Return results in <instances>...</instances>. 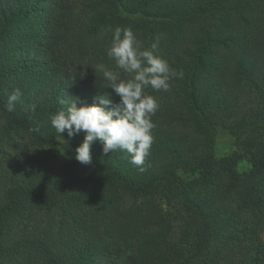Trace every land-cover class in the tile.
Listing matches in <instances>:
<instances>
[{
	"label": "trees",
	"instance_id": "trees-1",
	"mask_svg": "<svg viewBox=\"0 0 264 264\" xmlns=\"http://www.w3.org/2000/svg\"><path fill=\"white\" fill-rule=\"evenodd\" d=\"M106 26L159 38L184 72L146 90L160 107L144 172L98 140L80 163L84 133L50 125L61 99L119 101L94 71H118ZM14 88L34 113L5 110ZM221 128L235 148L219 157ZM19 129L57 162L0 147V264H264V0H0V138Z\"/></svg>",
	"mask_w": 264,
	"mask_h": 264
},
{
	"label": "clouds",
	"instance_id": "clouds-1",
	"mask_svg": "<svg viewBox=\"0 0 264 264\" xmlns=\"http://www.w3.org/2000/svg\"><path fill=\"white\" fill-rule=\"evenodd\" d=\"M104 32L111 33L106 55L114 61L113 70L104 63L95 65V72L105 81L103 86L111 87L119 101L108 96L96 97L91 104L77 99H61L65 105L50 117V125L57 134L67 133L69 138L84 133L83 140L75 149V159L82 164L91 162V145L99 141L102 152H126L138 171H146L145 159L150 155L155 123L152 117L160 107L154 92H169L174 78H183V70L173 69L169 62L158 54L159 38L150 47H144L131 28L106 26ZM88 65V64H85ZM92 67V66H91ZM121 73L126 74L122 77ZM24 92L14 88L7 95L5 110L15 111L21 105L25 112L36 111L35 104H25ZM110 106V107H106ZM38 131L39 129H33Z\"/></svg>",
	"mask_w": 264,
	"mask_h": 264
},
{
	"label": "rangeland",
	"instance_id": "rangeland-1",
	"mask_svg": "<svg viewBox=\"0 0 264 264\" xmlns=\"http://www.w3.org/2000/svg\"><path fill=\"white\" fill-rule=\"evenodd\" d=\"M1 133L2 132L0 130V135ZM58 141H59V144L57 145V147H59L63 143V140L61 139ZM0 147L4 150L7 149L10 151V153L12 154L11 157L13 158V161L16 160L17 157L22 156V155H23V158L29 159V160L41 159L43 160V162H45V165L43 166L46 169H48V166L53 161L54 162L56 161V160H53L54 151L53 150L51 151V147H49V145L39 144L37 141L33 140L28 134H26V132L22 129H19L16 132V134L11 133L9 136L0 138ZM14 147L16 149H14ZM234 148H235L234 138L232 137V135L224 128L219 129L216 134V142H215L216 154L219 157L227 156V155H230V153L232 152ZM0 163L9 164L7 160L2 159L1 157H0ZM246 167H247V164L245 161H241L238 163L239 170H243ZM58 168L59 170H62L63 166H59ZM51 170L52 169L50 168L49 171ZM126 201L128 202L127 204L131 203V199H127ZM108 256L110 257L107 258L105 256V260L107 258V260H109L111 264H123L122 262H124V261L119 260V258H115L114 255H108ZM122 259H124V257Z\"/></svg>",
	"mask_w": 264,
	"mask_h": 264
}]
</instances>
